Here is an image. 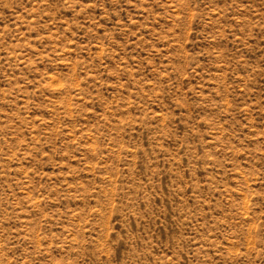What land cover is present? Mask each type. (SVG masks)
Here are the masks:
<instances>
[{
    "label": "rangeland",
    "instance_id": "obj_1",
    "mask_svg": "<svg viewBox=\"0 0 264 264\" xmlns=\"http://www.w3.org/2000/svg\"><path fill=\"white\" fill-rule=\"evenodd\" d=\"M0 264H264V0H0Z\"/></svg>",
    "mask_w": 264,
    "mask_h": 264
}]
</instances>
